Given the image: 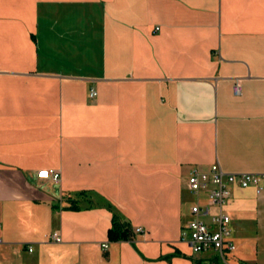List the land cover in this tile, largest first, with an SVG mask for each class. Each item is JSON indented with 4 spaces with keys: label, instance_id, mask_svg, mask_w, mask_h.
<instances>
[{
    "label": "crops",
    "instance_id": "1",
    "mask_svg": "<svg viewBox=\"0 0 264 264\" xmlns=\"http://www.w3.org/2000/svg\"><path fill=\"white\" fill-rule=\"evenodd\" d=\"M215 162L264 174V0H0V264H222L180 239ZM225 210L264 264V193Z\"/></svg>",
    "mask_w": 264,
    "mask_h": 264
},
{
    "label": "built area",
    "instance_id": "2",
    "mask_svg": "<svg viewBox=\"0 0 264 264\" xmlns=\"http://www.w3.org/2000/svg\"><path fill=\"white\" fill-rule=\"evenodd\" d=\"M232 91L234 94L240 93L238 80L234 81ZM89 95H96L93 88ZM36 174L38 177L51 178L54 181L60 177L56 169H41ZM187 184L194 201L190 207V217L181 228L180 239L188 242L195 252L215 250L221 256L222 264H228L223 258V253L225 250L235 249V244L230 238L231 217L225 210V204L231 197V187H252L257 194L264 193V174L226 172L215 162L207 170H191ZM135 231H142V228L136 227ZM50 238L55 241L60 239L57 232H53ZM101 246L106 248L107 244L102 243Z\"/></svg>",
    "mask_w": 264,
    "mask_h": 264
},
{
    "label": "trees",
    "instance_id": "3",
    "mask_svg": "<svg viewBox=\"0 0 264 264\" xmlns=\"http://www.w3.org/2000/svg\"><path fill=\"white\" fill-rule=\"evenodd\" d=\"M107 234L109 240L130 239L131 237L128 223L123 221L115 212L112 214L111 226Z\"/></svg>",
    "mask_w": 264,
    "mask_h": 264
},
{
    "label": "rangeland",
    "instance_id": "4",
    "mask_svg": "<svg viewBox=\"0 0 264 264\" xmlns=\"http://www.w3.org/2000/svg\"><path fill=\"white\" fill-rule=\"evenodd\" d=\"M231 198V197H230ZM239 205V196L237 194L234 195V197L232 198V201L230 202V204L228 205V209L233 210L235 209L234 207Z\"/></svg>",
    "mask_w": 264,
    "mask_h": 264
}]
</instances>
